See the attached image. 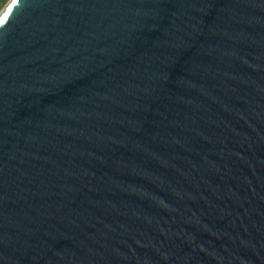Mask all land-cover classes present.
<instances>
[{"label":"water","instance_id":"95a60500","mask_svg":"<svg viewBox=\"0 0 264 264\" xmlns=\"http://www.w3.org/2000/svg\"><path fill=\"white\" fill-rule=\"evenodd\" d=\"M0 18V264H264V0Z\"/></svg>","mask_w":264,"mask_h":264},{"label":"rangeland","instance_id":"374dc122","mask_svg":"<svg viewBox=\"0 0 264 264\" xmlns=\"http://www.w3.org/2000/svg\"><path fill=\"white\" fill-rule=\"evenodd\" d=\"M11 2V0H0V15L4 8Z\"/></svg>","mask_w":264,"mask_h":264},{"label":"snow or ice","instance_id":"6c2138e0","mask_svg":"<svg viewBox=\"0 0 264 264\" xmlns=\"http://www.w3.org/2000/svg\"><path fill=\"white\" fill-rule=\"evenodd\" d=\"M15 2V0H14ZM5 17H7V13H5ZM0 23H3V18H0Z\"/></svg>","mask_w":264,"mask_h":264}]
</instances>
